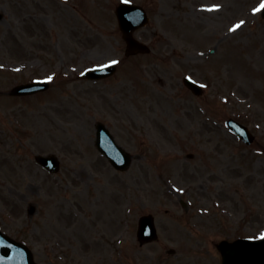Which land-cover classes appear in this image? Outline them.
<instances>
[{
	"label": "rangeland",
	"instance_id": "374dc122",
	"mask_svg": "<svg viewBox=\"0 0 264 264\" xmlns=\"http://www.w3.org/2000/svg\"><path fill=\"white\" fill-rule=\"evenodd\" d=\"M120 1L0 0V228L42 264H222L264 230V0H128L150 17L135 36L151 47L129 57ZM112 60V76L78 77ZM45 77V92L7 93ZM97 121L132 154L127 170L94 146ZM49 153L57 173L34 161ZM146 213L159 239L140 245Z\"/></svg>",
	"mask_w": 264,
	"mask_h": 264
},
{
	"label": "water",
	"instance_id": "95a60500",
	"mask_svg": "<svg viewBox=\"0 0 264 264\" xmlns=\"http://www.w3.org/2000/svg\"><path fill=\"white\" fill-rule=\"evenodd\" d=\"M117 16L120 20L121 29L124 32V38L127 41L128 53H134L138 51H146V47L132 38V31L136 27L143 25L147 21L145 11L140 7L135 5H121L117 11ZM135 17H134V16ZM264 15V14H263ZM114 69V66L111 67L110 71ZM108 72V73H109ZM98 76V75H97ZM46 86L47 84L44 83ZM43 84H28L22 85L14 88V94L22 93H31L37 91L41 88H45ZM232 126L241 136H245L247 131L238 129V126ZM240 128V127H239ZM244 131V132H243ZM249 135V134H248ZM99 150L102 151L112 165L118 169H125L129 165L130 157L123 152V150L115 144L111 136L109 135L107 129L103 125H97V142ZM36 160L43 164L51 171H56L58 169V161L53 155L49 156H36ZM141 223H145L143 226L144 238H140L141 241H148L155 238V229L152 226V220L149 216L141 218ZM264 246V242L258 243L256 245H251L247 242H237L236 247L237 251L239 248L246 251L248 249L258 248ZM0 264H36L32 261L31 254L26 252L23 246H19L15 242L11 241L8 237L0 233ZM228 264H264V259L253 258L249 254H236L235 257L230 258Z\"/></svg>",
	"mask_w": 264,
	"mask_h": 264
}]
</instances>
